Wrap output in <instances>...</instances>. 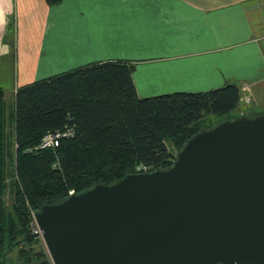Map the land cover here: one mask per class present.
Masks as SVG:
<instances>
[{
	"label": "trees",
	"instance_id": "16d2710c",
	"mask_svg": "<svg viewBox=\"0 0 264 264\" xmlns=\"http://www.w3.org/2000/svg\"><path fill=\"white\" fill-rule=\"evenodd\" d=\"M134 69L125 60L94 61L23 84L14 92L8 124L0 87L1 264L14 250L20 264H53L41 238L25 240L34 213L44 204L63 201L71 189L80 193L97 183L116 182L137 172L139 165L148 171L167 169L198 131L237 118L230 117L240 107L237 83L140 96ZM214 116L222 119L203 123ZM66 127L73 136L55 148L35 149L47 131ZM6 137L11 148L7 154ZM9 161L15 171L8 169ZM8 190L10 203L5 199Z\"/></svg>",
	"mask_w": 264,
	"mask_h": 264
},
{
	"label": "water",
	"instance_id": "95a60500",
	"mask_svg": "<svg viewBox=\"0 0 264 264\" xmlns=\"http://www.w3.org/2000/svg\"><path fill=\"white\" fill-rule=\"evenodd\" d=\"M53 264H264V113L187 140L167 169L128 173L34 213Z\"/></svg>",
	"mask_w": 264,
	"mask_h": 264
},
{
	"label": "crops",
	"instance_id": "0c3cea01",
	"mask_svg": "<svg viewBox=\"0 0 264 264\" xmlns=\"http://www.w3.org/2000/svg\"><path fill=\"white\" fill-rule=\"evenodd\" d=\"M1 58L12 61L17 75L13 95L23 84L94 61L120 59L135 65L140 96L237 83L246 86L251 106L255 94L264 98V4L0 0Z\"/></svg>",
	"mask_w": 264,
	"mask_h": 264
},
{
	"label": "rangeland",
	"instance_id": "374dc122",
	"mask_svg": "<svg viewBox=\"0 0 264 264\" xmlns=\"http://www.w3.org/2000/svg\"><path fill=\"white\" fill-rule=\"evenodd\" d=\"M14 62V61H13ZM12 61H9L7 58H1L0 59V86L3 88V92H4V101H5V116H6V121L7 124L9 123V121H11V119H13V109H14V95H13V87L15 85H17L18 83V79H17V75H14V71L11 69V65ZM16 73V72H15ZM247 95V93H246ZM254 103L250 106L248 104V100L246 99V97H243V101L242 103H239V109L234 110L230 113V115L232 114V116L230 117H240V116H244V115H250L253 116V114H258V113H264V98H262L260 95H254ZM256 110L254 113L252 112V110ZM222 118L220 117H211V119H204L203 123L208 124L210 122V120L212 121H218ZM10 127H7V130H10ZM13 149V148H12ZM11 150L10 146H9V139L8 137H6V141H5V152L6 154ZM7 157V156H6ZM8 169L10 171H15V169H13V165H11V162H8ZM13 177L17 178V173L13 172ZM11 177V178H13ZM9 180V177H8ZM12 194L11 192L8 190L6 195H5V199L7 203H10L12 201ZM34 231H39L38 227L36 226V222L34 219V223L32 224V230L30 232H34ZM29 232V233H30ZM42 239L41 235L39 234L38 236ZM34 237V238H36ZM43 244L45 245L44 241ZM46 248V246H45ZM48 251V250H47ZM1 264V263H0ZM4 264H20V261L18 260V258L16 257V252L15 250L10 252L7 255V260L5 261Z\"/></svg>",
	"mask_w": 264,
	"mask_h": 264
},
{
	"label": "built area",
	"instance_id": "2783aa9c",
	"mask_svg": "<svg viewBox=\"0 0 264 264\" xmlns=\"http://www.w3.org/2000/svg\"><path fill=\"white\" fill-rule=\"evenodd\" d=\"M262 3L264 4V0H262ZM244 96L249 102L250 98L246 95V86L241 87L240 103H242ZM73 135L74 131L70 127L49 130L42 136L40 143L35 147V149L55 148L59 145L63 138L71 137ZM137 169L138 171H148L145 166L141 165H139ZM70 193H74V189H71Z\"/></svg>",
	"mask_w": 264,
	"mask_h": 264
}]
</instances>
